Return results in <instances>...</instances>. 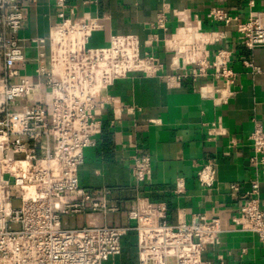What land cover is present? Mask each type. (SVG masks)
<instances>
[{
	"label": "built area",
	"instance_id": "2783aa9c",
	"mask_svg": "<svg viewBox=\"0 0 264 264\" xmlns=\"http://www.w3.org/2000/svg\"><path fill=\"white\" fill-rule=\"evenodd\" d=\"M33 1L0 0V264H103L121 253L122 238L130 232L136 237L137 264H215L205 252L231 231L254 233L264 245V206L257 198V179L235 214L200 208L188 220L178 216L170 224L164 202L137 196L125 210L126 223L116 224L110 217L120 207L111 201L110 189L90 193L78 177L84 149L97 144L103 129L95 111L97 97L116 80L140 73L163 78L173 87L183 79L211 75L219 85H201V96L212 97L217 91L226 99L237 76L232 52L219 48L211 56L207 33L198 20L187 17L179 19V34L172 38L164 61L152 49L158 40L154 33L143 42L136 34H111L106 46L92 47L90 38L102 30V22L98 17H77L70 0H53L58 21L46 37H31L26 43L19 33L25 9ZM207 17L223 25L235 20L239 42L247 49L264 45L261 12L251 11L238 20L211 6ZM152 27L165 29L163 10ZM27 49L34 50V56L28 58ZM104 102L112 107V125L120 118L117 100L105 96ZM249 140L250 166L264 169L261 124L254 122ZM131 147L137 192L151 180L153 168L147 154L136 151L133 143ZM215 175L216 162L211 159L196 170L203 189L214 185ZM230 187L236 190L237 185ZM173 192H185L184 178H176ZM217 259V264H225L222 255Z\"/></svg>",
	"mask_w": 264,
	"mask_h": 264
},
{
	"label": "crops",
	"instance_id": "0c3cea01",
	"mask_svg": "<svg viewBox=\"0 0 264 264\" xmlns=\"http://www.w3.org/2000/svg\"><path fill=\"white\" fill-rule=\"evenodd\" d=\"M69 4L74 6L77 17H98L102 22V30L92 34L89 46H106L111 34L132 33L143 42L154 33L158 40L152 49L160 61H164L172 38L179 34V19L198 20L207 33L204 37L209 41L208 53L212 56L219 48L229 49L231 65L237 73L226 99L219 98L217 91L212 97L201 96V85H219L211 75L183 79L168 87L163 78L132 73L98 95L95 111L103 129L97 144L84 149L78 177L81 187L90 193L110 189L111 201L120 207L110 217L111 222L125 224V210L137 196H146L153 203L164 202L170 224L178 216L188 220L200 208H219L235 214L255 179L259 184L257 198L263 207L264 169L254 171L248 159L254 122L264 129V45L247 49L239 42L235 20L223 25L211 21L207 12L217 6L238 20L251 11L264 16V0H70ZM162 10L166 27L154 29L152 24ZM56 13L53 0L29 2L20 37L26 43L31 37H46L49 27L58 21ZM244 62L259 67L260 72H253ZM105 96L117 100L120 112L112 125L113 110L104 102ZM132 143L136 151L149 156L153 168L151 180L137 192L131 176ZM209 159L216 162V179L211 188L203 189L196 170ZM178 177L185 181V192L179 195L173 192ZM232 184L237 185L236 190L231 189ZM135 240V233H128L122 238L121 253L103 264H137ZM218 255L225 264H264V245L254 233L231 231L222 234L219 245L205 252V257L215 264Z\"/></svg>",
	"mask_w": 264,
	"mask_h": 264
},
{
	"label": "rangeland",
	"instance_id": "374dc122",
	"mask_svg": "<svg viewBox=\"0 0 264 264\" xmlns=\"http://www.w3.org/2000/svg\"><path fill=\"white\" fill-rule=\"evenodd\" d=\"M34 54H35V51L34 50H32V49H27L26 50V56L28 57V58H31L32 56H34ZM30 66V65H29ZM29 72H31L30 71V67H29ZM15 205H17V204H15Z\"/></svg>",
	"mask_w": 264,
	"mask_h": 264
}]
</instances>
